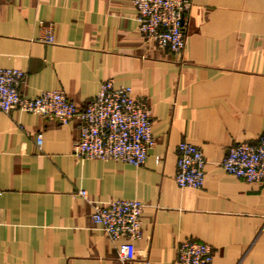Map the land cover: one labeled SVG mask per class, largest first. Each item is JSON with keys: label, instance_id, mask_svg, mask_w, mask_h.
<instances>
[{"label": "crops", "instance_id": "crops-1", "mask_svg": "<svg viewBox=\"0 0 264 264\" xmlns=\"http://www.w3.org/2000/svg\"><path fill=\"white\" fill-rule=\"evenodd\" d=\"M184 31L174 54L142 37L128 0H0V68L20 64L24 97L83 108L112 80L146 102L154 139L141 167L82 160L77 121L0 111V264H177L183 241L210 245L212 264H264V185L220 168L264 134V0H190ZM181 142L204 155L201 189L174 183ZM115 200L143 205L129 262L92 221Z\"/></svg>", "mask_w": 264, "mask_h": 264}, {"label": "built area", "instance_id": "built-area-1", "mask_svg": "<svg viewBox=\"0 0 264 264\" xmlns=\"http://www.w3.org/2000/svg\"><path fill=\"white\" fill-rule=\"evenodd\" d=\"M135 10L138 30L147 41L177 54L185 44L184 16L190 0H128ZM53 42L52 36L45 38ZM25 72L20 64L0 68V111H19L53 120L59 125L78 122V138L72 155L77 159L113 161L141 167L154 146L151 116L145 101L132 97L129 87L103 82L83 108L77 107L62 91H42L29 99L20 93ZM41 147L42 135L35 137ZM206 161L202 151L187 142L179 143L174 183L180 189H201L205 183ZM221 170L248 184L264 185V134L254 144L231 146L220 163ZM85 196L84 191H80ZM143 205L139 201H111L94 206L92 221L115 245L120 262L135 259L134 242L141 232ZM177 264H212L213 252L204 242H181Z\"/></svg>", "mask_w": 264, "mask_h": 264}]
</instances>
